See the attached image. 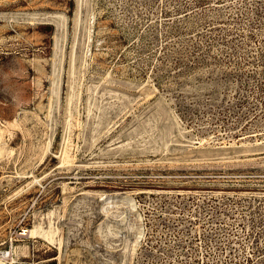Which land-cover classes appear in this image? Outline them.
<instances>
[{
	"label": "rangeland",
	"instance_id": "obj_1",
	"mask_svg": "<svg viewBox=\"0 0 264 264\" xmlns=\"http://www.w3.org/2000/svg\"><path fill=\"white\" fill-rule=\"evenodd\" d=\"M3 257L264 264V0H0Z\"/></svg>",
	"mask_w": 264,
	"mask_h": 264
},
{
	"label": "bare ground",
	"instance_id": "obj_2",
	"mask_svg": "<svg viewBox=\"0 0 264 264\" xmlns=\"http://www.w3.org/2000/svg\"><path fill=\"white\" fill-rule=\"evenodd\" d=\"M110 197V196H109ZM109 197H106L105 200H106V203H110V198ZM109 198V199H108ZM28 232L30 233L29 235H32V236H41V237H46L48 239H51L53 240L54 236H53V231L52 230H48V229H44L42 226L38 225L37 227L33 228V229H30L28 230ZM26 233V232H25ZM18 254V253H16ZM1 260V259H0Z\"/></svg>",
	"mask_w": 264,
	"mask_h": 264
},
{
	"label": "built area",
	"instance_id": "obj_3",
	"mask_svg": "<svg viewBox=\"0 0 264 264\" xmlns=\"http://www.w3.org/2000/svg\"><path fill=\"white\" fill-rule=\"evenodd\" d=\"M0 264H14V262L10 261L7 257H3L0 260Z\"/></svg>",
	"mask_w": 264,
	"mask_h": 264
}]
</instances>
